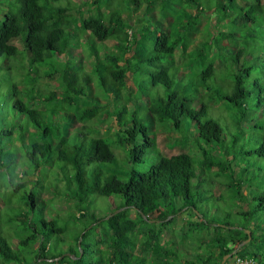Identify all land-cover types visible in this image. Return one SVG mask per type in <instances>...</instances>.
<instances>
[{"label": "trees", "instance_id": "trees-1", "mask_svg": "<svg viewBox=\"0 0 264 264\" xmlns=\"http://www.w3.org/2000/svg\"><path fill=\"white\" fill-rule=\"evenodd\" d=\"M196 1L180 0L179 4H174L172 0H146L145 4L148 11L161 7L162 14L169 19L168 23L176 24L179 30L189 32L199 21L201 9L199 4H196L197 13H189L182 4L198 3ZM257 2L259 4L260 0ZM131 3L133 16L143 3H139V0H132ZM229 3L233 5L234 0H229ZM89 4L86 17L83 16L82 9H76V5H71L70 0L63 3L62 0H11L8 9L3 10V18L0 21V56L15 57L19 49L12 40L20 38L31 64L46 63L43 77L54 78L55 88H51L47 94H42L40 85L32 84L34 95L30 98V103H25L20 98L22 89H19L17 82H13L9 90L3 93V97L8 96L12 99V108L19 110L27 118V131L36 128L38 138L32 135L28 137L22 130L18 133L15 128L0 129V174L7 175L0 183V195L3 188L8 189L9 195L6 197L8 203L15 191L25 189L32 180L38 190L34 192L25 189L22 199L27 209L16 214L12 212L13 215L8 217L10 230L7 229L5 234L3 231L0 232V256L7 264H25L21 261V250L30 249L37 243V260L55 259L60 263L65 262L64 256L57 258L62 253L55 252L48 256L46 245L51 234L63 233L68 222L60 225L62 216L57 209L54 211L53 207L50 208V212H45L47 205L39 196L42 188L56 195L61 193L62 184L65 190H70L68 193L65 192L66 198L63 202L73 209L70 217L79 225L76 226L78 250L70 249V254L75 253L74 264L83 262L87 249L91 248L88 241L93 238L94 232L99 235V240L95 241V246L101 252L98 262L102 263L99 264H150L155 256L161 257L160 255L172 253L164 249L160 239L162 237L167 239L165 233L170 230L169 226L176 223L178 216L183 212L198 216L196 220H190L192 223L190 225L200 227L202 224H210L211 228L216 230L207 241L209 245L206 244L211 253L196 254L197 264H211V259L212 264H224L229 259L228 257L223 262L225 255L233 256L239 251H244L241 256L252 257L258 264H264V226L250 222L260 209L264 210V194L252 196V200H259L252 209L239 207L237 214L249 220V227L248 224L231 226L229 222L221 225L214 223L213 220L208 221L197 209V200H194L192 194V188H198L203 180L201 177L198 179V175L214 172L213 183L220 180L222 185L234 190V196L239 200L247 201L243 193L246 185L244 176L241 175V179L232 176L235 181L228 185L222 176L227 171L237 175L242 171L246 177L247 170L245 168L239 170V164L232 166L229 155L226 158L215 155L200 143L198 166L187 152L165 155L158 146L156 138L158 129L167 133L173 130L176 133L192 132L190 127L193 126L196 138L206 143H220L223 134L222 127L217 121L212 118L202 119L207 114L205 103L193 107L190 104L191 100L174 88L178 81L176 79L178 77L183 79L180 71L172 73L169 65L161 63L160 57L163 55L173 59L177 41L181 38L177 37L169 42L170 36L166 32L158 31L157 27L150 29V25H142L139 19L137 24L140 23V28H134L129 32L128 29L131 28L125 27L123 18L117 13L107 8L105 14L110 15L108 18L104 17L99 0H91ZM171 4L172 7L169 6ZM217 7L219 11L227 9L224 4H218ZM93 9L96 10L95 15ZM227 17H229L227 14H223L222 18L216 19L217 23H221ZM245 17L248 22L250 19L248 12ZM185 20L187 22H184ZM129 21H132L131 17ZM145 32H154L155 35L150 53L147 52V55H144L147 49L145 43L141 45L137 41L143 38ZM82 36L85 37L83 40ZM210 36L213 44L207 40L195 53L204 65L197 73L200 74V81L204 85L206 79L216 70L217 55L214 51L222 53L221 42L230 37L231 33L221 31ZM107 41L114 43L109 46ZM99 43L101 46H98ZM80 46H84L87 59H90L89 70L85 68L80 58L69 53ZM186 48L188 42L182 47L184 51ZM241 53L242 49L236 52V61ZM134 60L137 61L139 71L142 67L145 68L141 73L148 75L151 85L160 84L166 90L164 96H157L154 100L144 102L146 116L152 123L157 124V128L155 126L154 129L144 123V118L139 115L140 111L135 108L139 99L134 94L136 88L132 70ZM171 64H175L174 59L171 60ZM151 65H157V69L149 72L146 67ZM251 68L250 65H242L235 74L231 90L216 91L217 98L227 100L240 110L244 108L247 90L244 87L243 74L249 75ZM136 71L138 72L137 69ZM28 73L31 75L33 70ZM128 74L133 84L131 91L127 87ZM94 76L102 98L96 103H90L86 99V87L93 82ZM29 79L31 80V77ZM204 87L207 93L202 97L210 96L211 88L207 85ZM35 104L38 107H35ZM47 110L48 112L44 113ZM48 114L50 115L46 116ZM70 121L77 122L78 126L72 131H67L62 124L67 125ZM16 134H18L16 140H20L27 149L26 157L32 168V176L30 168L20 164V157L15 158L4 151L2 140L8 138L14 141ZM178 137L176 141L180 142L179 134ZM183 137L187 139V136ZM113 144L123 147L125 152L116 150V155L112 148ZM148 151L155 156L150 158L147 168L139 170L134 167L144 164ZM253 152L264 156V136ZM119 157L125 160V168L131 164L130 168L120 173V176L105 171L104 165L117 164ZM16 161L17 166H13ZM41 171L43 175L48 172L53 174L51 183L45 186L41 183L40 178L43 176L40 174ZM97 195L108 198L114 195L118 200L113 199V209L103 215L97 213L98 209H94L93 206ZM5 196L4 191L1 199L5 200L3 198ZM38 202L41 206H37ZM185 221L186 219L182 220L183 225ZM150 223L158 224L160 228L152 229L147 226ZM188 228L190 229V226ZM217 229H224L226 233H217ZM247 229L251 234L250 240L242 244L248 237ZM214 248L217 249L216 255H213ZM158 251L159 256L156 255ZM162 251L164 253H161ZM150 256L151 259L146 263ZM196 263L194 260H184L181 264ZM156 264L175 263L161 257Z\"/></svg>", "mask_w": 264, "mask_h": 264}, {"label": "rangeland", "instance_id": "rangeland-1", "mask_svg": "<svg viewBox=\"0 0 264 264\" xmlns=\"http://www.w3.org/2000/svg\"><path fill=\"white\" fill-rule=\"evenodd\" d=\"M10 1L11 0H0V21L3 18V10L8 9ZM70 1L72 6L76 5V9L79 8L83 10L84 17L88 15L86 10L90 6L89 2L91 0ZM63 2H65V0H62V3ZM131 2L132 0H99L102 11H104V17H109L110 14L108 16L105 14L106 10L108 9L117 13L123 18L122 21H124L123 24L125 27L131 28L128 29V31H132L134 28H140V23L137 24V19H139L140 22H142V25H150V29L157 27L159 28L158 31L166 32L170 36L168 39L169 42L173 41L177 37L181 38L177 41V49L173 54L175 64L172 65L171 60L173 59L167 56L164 57V55L160 57L161 63L169 65V68H171L170 72L172 73L177 70L180 71L179 74L183 75V79H179L178 77V79H176V81H178L174 85V88H176L180 94L185 95L188 99H190V104L193 107H198L200 104L205 103L207 106V114L202 119H214L223 130V134L219 140L220 143H206L203 140L196 138L194 134V132L196 133V130H194L193 126L190 127L192 132L181 131L180 133H176L173 130L172 132L167 133L159 131L158 129L156 138L160 150L165 155L187 152L193 157L194 164L198 166V159L200 156L199 149L201 145L204 148L212 151V153L215 155L225 158L227 155H229L231 158L230 161H232V166L234 164H239V170L245 168L247 170L246 177L242 171L238 173V175L237 173L231 174L227 171L222 176L226 179L228 185V183L231 181H235L232 176L237 177V179H241V175H243L244 181L246 183L243 193L244 198L246 197L247 201L239 200L236 196H234V190L222 185L220 180H217L216 183H213L215 179L214 172H205L198 175V179L201 177L203 180L200 182L198 188H192V194L195 198L194 200H197V209L208 221L213 220L214 223H220L221 225L224 222H229L228 224L231 226L248 224V219H244V217L237 214L239 207L252 209L256 203L259 202L258 199L252 200V196L264 194V156H259L253 152L254 148L259 146L262 137L264 136V0H260L259 4H257V0H234L233 5H230L229 0H197L196 2L198 3L195 4L184 3L182 4V7L184 9L186 8L189 13H197L198 7L196 4H199L198 6L201 9L199 12V21L189 32L181 31L176 24L168 23L169 19H166L162 14L163 11L161 7L158 6V3L155 4V7L158 6L157 8L152 11H148L145 4L146 0H139V3L143 4L140 6L139 11L131 16L133 10V4ZM172 2H174V4H179L180 0H172ZM218 4L226 5V11H219L217 7ZM169 6L172 7V4ZM252 6L254 7L252 8ZM73 12L76 13L75 11ZM247 12L250 16L248 22L247 18L245 17ZM93 13V15L96 14L95 9H93ZM223 14H227L229 17L225 18L221 23H217L216 19L218 17L222 18ZM129 17L132 18L131 22L129 21ZM187 20L184 22H187ZM221 31H230L231 36L222 40V53H218L214 49V52L217 55L215 59L216 70L210 78L206 79V85L211 88L212 93L210 96L202 97V95L207 93L206 87H204L206 85L201 83V76H199L200 74L197 73L200 72L204 65L202 60L197 58V54L195 53L197 52V49L203 46L205 41L209 40L211 44H213L211 40L212 36H210V34H218ZM154 36V32H145L143 38L137 40L141 45L143 43L146 45L147 49L144 55H147V52L150 53L149 50L152 47ZM84 38L85 37L82 36L81 40ZM186 42H188V48H186L184 51L182 47H184V44L186 45ZM12 43L17 45L19 49L16 56H0V129L15 128L18 133L22 130V132L24 134L26 133L28 137L32 135L33 137L38 138V134H36V128L30 125L33 128L27 131V118L21 114L19 110H14L12 108V99L8 96L3 97V93L9 90L13 82H17V84H19V89H22V93L19 95L20 98L25 103H30V98L34 95L32 84H34V86L36 84L40 85L41 93L47 94L51 88H55V85L53 84L55 81L54 78L49 79L43 77V70H46V63H30L29 55L23 49L22 40L20 38L13 39ZM107 43L110 46L114 42L107 41ZM98 46H101V43H99ZM240 49L243 50V53L240 54L236 61L235 54ZM69 53L80 58L85 68L89 70L90 59H87V53L84 46L77 48L75 47L74 49L70 50ZM132 65L134 77L133 81L136 85L134 94L136 95L137 99H139L137 102V107L135 106V108L140 111L139 115L141 118H144V123H146L148 126L151 125L150 128L154 129L157 124L155 122L152 123L151 119L146 116V107L144 102L146 100H154L157 96H164L166 94V90L160 84L155 86L151 85L148 75H143L141 73L145 68L142 67L141 71H139L136 60L133 61ZM242 65H250L252 68L250 69L249 75L243 74L244 87L247 90V95L244 99L245 107L240 110L227 100H221L217 98L215 92L230 91L235 74L239 72ZM146 69H148L149 72L152 70L155 71L157 69V65H151L150 67H146ZM30 70H33L31 75L28 73ZM34 72H39V74ZM128 75L129 77L127 78V87L129 91H131L133 89V84L130 74ZM30 77L31 80L29 79ZM96 86L98 85L96 77L94 76L93 82L88 87H86V99L90 103H96L102 98L100 90H98ZM36 106L37 105L35 104V107ZM133 107L134 106H132V108ZM47 112L48 110L44 113ZM49 115L50 114L46 116ZM62 126H65L67 131H72L76 126H78V123L70 121L67 123V125L64 123ZM155 128H157V126ZM178 134L181 137L180 142L176 141V139L179 138ZM183 135L187 136V139L184 137L182 138ZM17 136L18 134H16L14 141L8 138L2 140L4 151L6 154H12L15 158L16 156L20 157V164H24L26 168H30V176H32V168L30 167V163L26 157L27 149L20 140H16V138H18ZM215 145L218 146L215 147ZM112 148L116 155V150H120V152L123 153L125 152L124 148L118 145L115 146L113 144ZM249 151L252 152L249 153ZM152 156H155V154L153 155L150 151H148L144 158V164L134 167L138 168L139 170L146 169ZM125 164V160L119 157L117 164L108 163L104 165V169L105 171H109L110 174H116L120 176V173L127 171L131 166V164H128V167L125 168ZM13 166H17V161L13 164ZM18 170L20 171L21 168L19 167ZM40 174L43 175V171H41ZM52 175L53 174H51V172H48L41 178L39 177L41 179V183L44 184V186L48 183H51L53 179ZM6 177L7 175L1 173L0 183ZM195 180L196 179H194V181ZM33 184L34 183L32 180V183H28L25 186V189L28 191H37L38 188ZM60 186L61 193L57 195L52 191L42 188V190H40L39 196L47 205V209L45 208L44 210L45 212H50V208L53 207L54 211L57 209V211H59L62 216L60 225L63 226L65 222H68L63 233L51 234L46 245L49 251L46 253L48 256L52 253L59 252L62 253V255L57 258L64 256L66 260L64 263H60L55 259L37 260L36 252L38 245L36 243L30 249L28 248L21 250V261L25 264H74L73 260L75 258V253L71 251L72 254H70V249L78 250L77 248L79 247V241H76L78 230L76 229H78L77 227L79 225L74 223L75 220H72L73 217H70L71 210L73 209L67 207L68 205L63 202V199L66 198L65 192L68 193L70 190H65L62 184ZM25 189H21L18 192L15 191L12 200L8 202L10 204H8L6 200L7 195H9V190H5V188L2 189L3 191L0 195V232L3 231L5 234L7 229L10 230L8 228V226L10 227L8 217L11 216V214L13 215V213L16 214V212H23L25 209H27L24 204V200L22 199V195H24L26 191ZM4 191L6 196L3 198H5L6 201L1 199ZM219 195H221V197H218ZM117 198L118 197L114 195L111 196V198L97 195V197L94 198V201L96 202L93 204L94 209H98L97 213L100 212L103 215L107 214L113 209V199L118 200ZM198 198H200V200ZM37 206H41L39 202L37 203ZM183 213L182 215L178 216L176 223L169 226L170 230L165 233L167 239L164 237L160 239V244L164 247V249H167L172 253L160 255V252L158 251L156 255H160L162 259H166L175 264H181L184 260H194L195 263L197 260L198 263L196 254L204 255L211 253L207 249L206 244H208L207 241L209 237H211L216 230L212 229L210 224H202L200 227L203 229L196 225H190L192 224L190 220H196L198 216L187 214V212L185 214ZM256 214L257 215L254 216L253 221L251 220L250 222H252L254 225L263 227L264 210L260 209ZM183 219H186L184 225L182 222ZM147 226L155 230L160 228L158 224L153 225V223H150ZM189 226L190 229L188 228ZM220 232L226 233V230L217 229V233ZM96 240H99V235L97 236V234L94 232L93 238H90L88 241L91 244V248L87 249V253L83 258V262L79 264L102 263V261L98 262L101 252L99 248L95 246ZM84 242H87V240H84ZM33 248H35V250H33ZM243 252L244 251H239L236 253V255H240ZM161 253H164V251ZM79 256H81L80 251ZM151 257L152 256L148 258L146 263L149 262ZM161 257L155 256V259L153 258L154 260L150 264H156V262L161 260ZM211 260L213 263V259ZM0 264H7L1 256Z\"/></svg>", "mask_w": 264, "mask_h": 264}, {"label": "built area", "instance_id": "built-area-1", "mask_svg": "<svg viewBox=\"0 0 264 264\" xmlns=\"http://www.w3.org/2000/svg\"><path fill=\"white\" fill-rule=\"evenodd\" d=\"M224 264H258L257 261L249 256L233 255Z\"/></svg>", "mask_w": 264, "mask_h": 264}, {"label": "water", "instance_id": "water-1", "mask_svg": "<svg viewBox=\"0 0 264 264\" xmlns=\"http://www.w3.org/2000/svg\"><path fill=\"white\" fill-rule=\"evenodd\" d=\"M246 231H247L248 237H247V239L245 241L242 242V244H244V243H246V242H248L250 240V236H251L250 231L248 229ZM230 256H231V254L225 255L224 258H223V262Z\"/></svg>", "mask_w": 264, "mask_h": 264}, {"label": "crops", "instance_id": "crops-1", "mask_svg": "<svg viewBox=\"0 0 264 264\" xmlns=\"http://www.w3.org/2000/svg\"><path fill=\"white\" fill-rule=\"evenodd\" d=\"M216 253H217V249L214 248V249H213V255H216Z\"/></svg>", "mask_w": 264, "mask_h": 264}, {"label": "clouds", "instance_id": "clouds-1", "mask_svg": "<svg viewBox=\"0 0 264 264\" xmlns=\"http://www.w3.org/2000/svg\"><path fill=\"white\" fill-rule=\"evenodd\" d=\"M130 32V31H129Z\"/></svg>", "mask_w": 264, "mask_h": 264}]
</instances>
